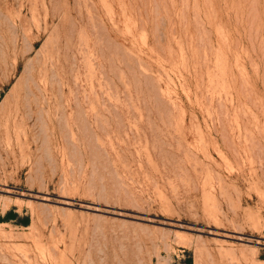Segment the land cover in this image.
I'll list each match as a JSON object with an SVG mask.
<instances>
[{
  "label": "rangeland",
  "instance_id": "1",
  "mask_svg": "<svg viewBox=\"0 0 264 264\" xmlns=\"http://www.w3.org/2000/svg\"><path fill=\"white\" fill-rule=\"evenodd\" d=\"M0 264H264V0H0Z\"/></svg>",
  "mask_w": 264,
  "mask_h": 264
}]
</instances>
